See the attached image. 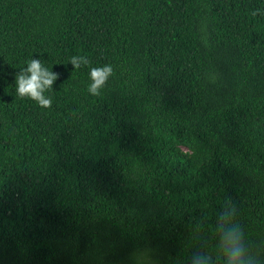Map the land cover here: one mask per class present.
<instances>
[{
	"label": "trees",
	"instance_id": "obj_1",
	"mask_svg": "<svg viewBox=\"0 0 264 264\" xmlns=\"http://www.w3.org/2000/svg\"><path fill=\"white\" fill-rule=\"evenodd\" d=\"M229 198L264 251V0H0V264H223Z\"/></svg>",
	"mask_w": 264,
	"mask_h": 264
},
{
	"label": "clouds",
	"instance_id": "obj_2",
	"mask_svg": "<svg viewBox=\"0 0 264 264\" xmlns=\"http://www.w3.org/2000/svg\"><path fill=\"white\" fill-rule=\"evenodd\" d=\"M259 10L253 12L257 15ZM74 69L81 65H89L84 56H73L70 61ZM113 75L111 65L91 67L87 91L92 96H99ZM59 78V73L46 68L41 60L31 59L27 67L16 75V93L21 98H29L42 108H50L52 100L45 92L53 89V84ZM239 209L231 198L224 201L221 211L216 216L214 235L215 249L222 258L223 264H264V251L248 242L243 227L237 223ZM207 241L192 252L189 264H217V259L207 250Z\"/></svg>",
	"mask_w": 264,
	"mask_h": 264
}]
</instances>
